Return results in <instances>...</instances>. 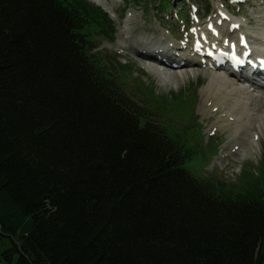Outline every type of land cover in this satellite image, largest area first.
<instances>
[{
    "label": "trees",
    "instance_id": "16d2710c",
    "mask_svg": "<svg viewBox=\"0 0 264 264\" xmlns=\"http://www.w3.org/2000/svg\"><path fill=\"white\" fill-rule=\"evenodd\" d=\"M102 29L86 0H0V264H264V174L188 172Z\"/></svg>",
    "mask_w": 264,
    "mask_h": 264
},
{
    "label": "rangeland",
    "instance_id": "374dc122",
    "mask_svg": "<svg viewBox=\"0 0 264 264\" xmlns=\"http://www.w3.org/2000/svg\"><path fill=\"white\" fill-rule=\"evenodd\" d=\"M86 1L101 7L116 30L113 41L104 34L105 29L92 34L96 37L97 50L113 61V71L124 83L126 91L143 100L154 121L166 132L182 139L191 153L186 164L188 172L195 178L218 179L234 190L264 174V122L261 130L255 125L250 130V135H256L257 142L252 153L231 145L230 130L211 129L220 115L221 123L226 121L221 105L217 106V113L214 109H202V90L214 69L197 64L186 66L177 87L163 85L158 77L147 72V61L124 42L127 33L133 41L140 36L159 40L162 35L181 49L183 55L179 53V58L182 61L194 62V56L188 54L194 35L207 40L210 36L205 32L208 21L215 22L218 13L222 12L219 14L227 21L238 23L232 25L236 38L243 34L252 50L264 51V0H205V3L198 0H99V4ZM162 1L169 4L167 8L158 6ZM205 9L207 14H204ZM176 60L180 59L174 58L170 62Z\"/></svg>",
    "mask_w": 264,
    "mask_h": 264
},
{
    "label": "bare ground",
    "instance_id": "6f19581e",
    "mask_svg": "<svg viewBox=\"0 0 264 264\" xmlns=\"http://www.w3.org/2000/svg\"><path fill=\"white\" fill-rule=\"evenodd\" d=\"M92 1L96 4L100 2L99 0ZM219 13L215 22L209 21L212 24L211 33L217 32V38H211L210 41L216 47H220L221 41H227L226 45L224 44L221 48L234 45L238 49L236 52L240 50L249 51L250 55L247 57L246 66L237 71H233L232 69H218L213 66L212 69L214 71L212 76H210L207 86L202 90V100L205 101H203L202 109L204 111L207 108L210 110L214 109V113H217V106L221 105L225 110L223 114L226 115L223 118L226 121L221 123L220 115L219 119L214 123L215 125L213 127L211 126V129L220 128L222 130H230L232 135L231 145L237 149V146H240L252 153L255 150L257 142L256 135L254 133L250 135V130L253 128V125L261 130L264 122V72L261 70V61H257L261 60L262 56L264 57V51H258V55H256V51L251 50V45L246 36L240 34L236 38L234 32L230 30L231 25H237L238 23L235 20L232 21L229 19L225 21L221 19ZM225 14L228 13L226 12ZM229 18L232 17L229 16ZM218 20H221V23H225L223 27L217 25ZM125 35L124 42L128 43L140 58L147 61V67H149L146 69L147 72L158 77L163 85L177 87L179 80L184 76L183 70L188 68L186 66H193L195 64L192 60L184 59L187 60V63L183 66L177 64L174 67V62L169 61H172L174 58H179V55L182 54L180 52L181 49L176 44L170 43L171 41H167L162 35H160L162 38L159 40L156 37L149 38L140 36L137 41H133L129 33ZM240 36L245 40L243 47L239 45ZM188 54H191L190 51ZM199 61V66L202 64V66H207L201 58H199ZM254 68L257 69L254 70Z\"/></svg>",
    "mask_w": 264,
    "mask_h": 264
}]
</instances>
